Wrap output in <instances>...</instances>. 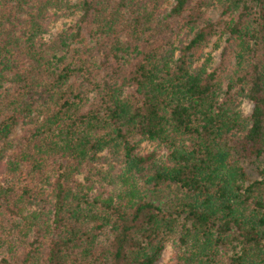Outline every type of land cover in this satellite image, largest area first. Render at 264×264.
I'll use <instances>...</instances> for the list:
<instances>
[{"label":"trees","instance_id":"trees-1","mask_svg":"<svg viewBox=\"0 0 264 264\" xmlns=\"http://www.w3.org/2000/svg\"><path fill=\"white\" fill-rule=\"evenodd\" d=\"M169 246L264 264V0H0V264Z\"/></svg>","mask_w":264,"mask_h":264},{"label":"rangeland","instance_id":"rangeland-1","mask_svg":"<svg viewBox=\"0 0 264 264\" xmlns=\"http://www.w3.org/2000/svg\"><path fill=\"white\" fill-rule=\"evenodd\" d=\"M216 57H217V54H216ZM244 109H245V111H248L250 109V106L246 104V105H244ZM170 258H171V248L169 246L163 252V255H162L158 264H168Z\"/></svg>","mask_w":264,"mask_h":264}]
</instances>
